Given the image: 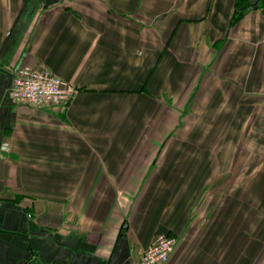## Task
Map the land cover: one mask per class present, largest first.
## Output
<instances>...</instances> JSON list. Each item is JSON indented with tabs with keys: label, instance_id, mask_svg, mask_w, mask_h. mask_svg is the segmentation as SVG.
Here are the masks:
<instances>
[{
	"label": "crops",
	"instance_id": "1",
	"mask_svg": "<svg viewBox=\"0 0 264 264\" xmlns=\"http://www.w3.org/2000/svg\"><path fill=\"white\" fill-rule=\"evenodd\" d=\"M241 2L0 0V264H140L158 233L163 264H264V0ZM22 65L78 92L17 102ZM230 105L232 149L191 145Z\"/></svg>",
	"mask_w": 264,
	"mask_h": 264
},
{
	"label": "built area",
	"instance_id": "2",
	"mask_svg": "<svg viewBox=\"0 0 264 264\" xmlns=\"http://www.w3.org/2000/svg\"><path fill=\"white\" fill-rule=\"evenodd\" d=\"M78 87L49 70H37L29 65L19 66L14 74L11 95L17 102L32 105L67 104ZM177 242L171 234L158 233L144 250L140 264H163Z\"/></svg>",
	"mask_w": 264,
	"mask_h": 264
},
{
	"label": "rangeland",
	"instance_id": "3",
	"mask_svg": "<svg viewBox=\"0 0 264 264\" xmlns=\"http://www.w3.org/2000/svg\"><path fill=\"white\" fill-rule=\"evenodd\" d=\"M242 3V2H240ZM198 133H202L204 137L201 135L198 138L190 139V142H194L199 147H204L206 149H212L215 146L220 145L225 146L226 148L232 149V136L229 137V134H232V105L227 106L226 108H221L220 111H218L215 114L210 115V117H207L205 122L199 125ZM212 132L211 135H209L208 138H206L205 134L208 132ZM220 133V134H219ZM229 133V134H228ZM198 136V135H196ZM217 154V153H216ZM206 162L208 164L212 163H219V161L224 162V158L220 157V155H213L212 151H210V154L206 155ZM232 157V156H231ZM223 160V161H222ZM228 162V161H227ZM232 162V160H231ZM220 174V176H217L216 174ZM211 179H218L221 180V187H215L214 190L218 191L221 189L224 193L227 191V193H232V169L230 170H221L220 171H212ZM218 186V185H215ZM207 191H209V187L207 188ZM215 191V192H216Z\"/></svg>",
	"mask_w": 264,
	"mask_h": 264
},
{
	"label": "trees",
	"instance_id": "4",
	"mask_svg": "<svg viewBox=\"0 0 264 264\" xmlns=\"http://www.w3.org/2000/svg\"><path fill=\"white\" fill-rule=\"evenodd\" d=\"M240 2H241V0H238V3H240ZM240 15H241V13H240L239 8H238V10L236 11V14L234 16V21L237 20Z\"/></svg>",
	"mask_w": 264,
	"mask_h": 264
},
{
	"label": "water",
	"instance_id": "5",
	"mask_svg": "<svg viewBox=\"0 0 264 264\" xmlns=\"http://www.w3.org/2000/svg\"><path fill=\"white\" fill-rule=\"evenodd\" d=\"M0 220H1V218H0Z\"/></svg>",
	"mask_w": 264,
	"mask_h": 264
}]
</instances>
